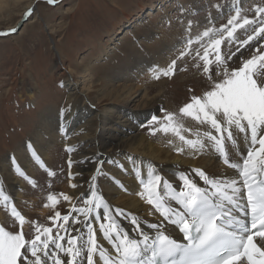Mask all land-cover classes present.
Segmentation results:
<instances>
[{
	"label": "snow or ice",
	"instance_id": "snow-or-ice-1",
	"mask_svg": "<svg viewBox=\"0 0 264 264\" xmlns=\"http://www.w3.org/2000/svg\"><path fill=\"white\" fill-rule=\"evenodd\" d=\"M47 2L53 4L55 0ZM242 11L241 7H234L226 24L207 27L194 38L189 21V36L178 59L191 54L197 60L194 66L206 77L208 88L200 95L193 94L179 109V115L169 112L163 122L157 116L150 121L159 125L150 128V134L171 132L196 153L211 148L233 170L232 175H209L200 168L192 169L191 174L181 171L176 185L163 181L164 194L159 174L150 172L147 181H141L144 191L139 195L178 228L182 239L166 234L160 223L147 224L154 230L149 233L135 217L130 221L134 226V235L130 236L116 222L94 174L87 194H81V207L72 204L74 198L63 192L47 196L45 207L53 209V215L48 217L52 226L26 221L0 188V202L6 208L12 205L10 215L19 224L18 231L0 225V264H97L94 257H99L101 264H264V20L249 19L242 16ZM255 13L264 17V7L257 6ZM31 15L29 9L25 19ZM241 29L243 33L237 36ZM16 31L12 28L0 32V36ZM254 40L261 43L253 54L248 59L237 57L239 66L230 67L232 57L237 53L242 56V49ZM225 42L235 51L222 54ZM194 43L199 47L193 49ZM176 64L172 60L155 78L174 75ZM182 117L208 126L215 134L197 130L193 133L195 138H187L183 133L191 129L184 127ZM177 150L184 151V147ZM67 151L74 149L69 147ZM32 155L40 160L34 150ZM102 163L98 162L97 174L101 173ZM68 164L71 168L73 161L69 159ZM17 172L25 175L19 166ZM48 174L55 175L51 171ZM69 177H73L71 172ZM30 183L36 186L34 180ZM60 197L70 204L67 214L57 210ZM117 213L123 214L121 210ZM94 220L104 221L99 223V230L112 246V253L97 241ZM26 222L34 230L27 239Z\"/></svg>",
	"mask_w": 264,
	"mask_h": 264
},
{
	"label": "bare ground",
	"instance_id": "bare-ground-1",
	"mask_svg": "<svg viewBox=\"0 0 264 264\" xmlns=\"http://www.w3.org/2000/svg\"><path fill=\"white\" fill-rule=\"evenodd\" d=\"M14 1L19 3L23 0ZM39 1L42 0H29L25 7V13L29 9H32L33 13ZM166 1H174V5H180L178 10L187 7V2L183 0H158L157 4H153L152 0H147L150 5L149 9L145 10V5L140 4L138 10H134L131 14L123 13V18L119 22L115 21L114 26L107 30L108 37L111 38V43L105 46L107 49H102L95 60H93L94 57L86 64H81V67L79 66L81 68L79 72L80 78L83 80H81V87L78 86L79 78L74 82L71 81L72 79L68 81L69 85L66 90L69 93L68 99L72 103L68 106L67 111L62 113L66 109L63 111L59 109L60 112L57 108L51 106L44 114H41L42 117L39 120L41 122H38L39 125L37 124L38 128L33 137L30 136L31 143L33 140L38 139V143H40L38 151L41 153V158L38 161L35 158L27 157V164L23 166L26 169L24 174L28 177L20 175L19 179L18 172H14L16 177L14 176L15 179H13L11 172L14 170L11 165L10 167H3L0 188L4 190V193H7L14 204H18L17 210L25 214L26 221H30L29 216L20 208L26 199L23 200V190L25 191L28 185L24 178L31 180L32 176L35 177L37 175V169L49 168L45 166L51 164L54 144H59L56 147V151L57 149L63 150L64 159H67L68 178L64 180L68 181L66 183L63 180L60 187L65 194L67 192L68 195L74 199L76 198V201L73 199L71 203L76 204L77 207L83 206L81 194H87L90 177L96 174L97 186L113 210L116 222L123 230H127L130 236L134 235V226L130 221L132 217H135L141 222V227L149 233L154 230L147 228V224L160 223L163 224L166 234H170L176 239L182 237L176 226L165 221L155 211L153 206L139 195V193L144 191L141 181L146 182L150 172L153 175L159 174L162 177L161 194H164L163 181L167 180L176 185L179 182L181 171L191 174L192 169L200 168L209 175L233 174V170L224 165L211 148H206L203 152L196 153L184 146L183 142L171 132L167 134L157 132L156 136H154L155 139L150 135H142V133H149L146 131V126H150L152 123L143 126V128L139 127L140 123H143L145 118L154 115L157 108H159L157 103H161V98L163 97V91L161 90L158 94L151 97L150 87L146 83L154 80L156 76L153 73L157 72L156 75L159 74L162 66L161 62L170 59L175 49L181 47L186 38H188L186 36H177L180 34L181 29H175L171 33L175 38L174 40L171 39L172 42L168 44L165 55L158 56L161 61L159 58H154L157 55L147 59L148 62H138L136 60L138 57L136 56V51L141 38L142 40H153L155 35L168 38L169 34L165 32L164 27H160V24H152L149 21V17L161 10L163 5L167 3ZM248 1L250 0H237L234 3L224 5V7L217 8L213 18L214 23L226 15L231 10V7L246 5ZM6 3L5 0H0V10L5 9ZM201 9L202 6L194 7L191 15ZM168 10L164 9V14L170 17L168 16ZM25 13L21 20H26ZM19 22L13 28H16ZM186 24L182 30H184ZM198 27L192 32L194 34L193 36L191 35L193 38L201 33V29ZM123 28H133L135 38L138 37V40L134 42L132 38L127 36L129 32L122 36L121 31ZM186 32L189 31L187 30ZM120 35L122 36L121 38H119ZM156 40L158 39L156 38ZM159 47L161 48V46ZM197 47L199 45L194 43L193 48ZM158 61H160V68L158 67L157 69L155 65L158 64ZM163 77V75H160L159 79ZM160 84H163V81ZM184 98L187 100L186 97ZM175 104L179 107L172 104L166 110L168 113L170 112L169 109L171 111L174 110L171 113L179 115V109L183 107L181 105H184V103L178 104L176 102ZM64 107L66 108L65 104ZM182 119L184 127L191 129V131L183 133L187 138H195L193 133L197 130L201 133L213 131V134H215L214 130H211L206 125L197 124L191 118L182 117ZM159 136L161 138L166 137L171 143L169 145L159 144ZM205 142L207 143V141ZM24 143H28V141ZM69 147L74 149L71 152L72 154L67 151ZM180 147H184V151H178L177 149ZM236 151L237 153L240 151L239 147ZM20 155L15 154L13 158L14 160L17 158L24 164L26 159L20 157ZM13 158L7 159L5 163L13 164L11 163ZM69 159L73 161L71 169L68 164ZM99 161L104 162L101 166V173L97 174L96 168ZM16 163L18 164V162ZM70 172L73 174L72 178L69 177ZM193 178L200 182L197 177L193 176ZM200 183L203 186L202 182ZM72 184H77L78 186L72 187ZM64 203L65 205L61 206V213L67 214L70 204L66 201ZM44 210L49 213V207ZM117 210H121L123 214H118ZM1 213L0 219L4 216V213ZM44 213L42 211L41 215ZM72 215L74 216L76 213ZM3 219L0 221H3ZM100 222L104 221H93V226L97 229V241L112 253V246L103 238V234L99 230ZM5 224L6 222L3 223V225ZM25 226H27V229L24 228V230L27 233L30 224L26 222ZM94 259L97 264H101L99 257H94Z\"/></svg>",
	"mask_w": 264,
	"mask_h": 264
},
{
	"label": "rangeland",
	"instance_id": "rangeland-1",
	"mask_svg": "<svg viewBox=\"0 0 264 264\" xmlns=\"http://www.w3.org/2000/svg\"><path fill=\"white\" fill-rule=\"evenodd\" d=\"M5 1L7 2L5 9L0 10V32L15 27L23 17L26 11L25 7L29 2V0H23L19 3L14 0ZM183 1L187 2L185 9L180 8L178 10L180 5H174V1H166L167 3L163 5L161 10L149 17V21L152 24H160V27H164L165 32L169 36L167 38L155 35L153 40H142L141 38L136 51V56H138L136 60L138 62H148L147 59L153 56L157 55L154 57L156 59L159 58L158 56L165 55L168 44L172 42L171 39L174 40L175 38L171 34L173 30L181 29L180 34L177 36L188 37L189 32L186 31L189 21L193 25L190 32L192 36L194 35L192 32L199 24H201L198 27L201 32L213 25L219 28L226 24L230 16L234 14V7H231V10L227 12L228 14L226 13L214 23L215 10L237 0ZM55 2L58 3L51 5L46 1H39L32 15L26 20H21L16 26V33L0 37V179L3 176L4 166L10 167L11 165L14 170L12 171L13 173L11 172L13 179L16 177L14 172L17 173V166H19L20 170L26 172L24 171L26 170L24 166L27 164V159L30 157L35 158L32 155L33 150L41 158V153L38 151L40 147L38 139L33 140L31 148L28 147L30 136L33 137L38 128V122H41L39 121L42 117L41 114H44L51 106L62 111L66 109L62 113L67 111L68 106L72 103L68 99L69 93L66 90L69 85L68 81L72 79L71 81L74 82L79 78L78 86L81 87V82L83 81L79 74L81 64H86L94 57L93 60H95L102 49L111 43L107 30L114 26L115 21L119 22L123 18V13L131 14L134 10H138L140 4L145 5V10L150 7L147 0H114V2L112 0H55ZM157 2L158 0H152L153 4H157ZM197 6H202V9L191 15L192 9ZM257 6L264 7V0H250L246 5L240 6L243 9L242 16H247L249 19L264 20V17L256 16L255 8ZM164 9H169L168 16L170 17L164 14ZM185 24L186 26L182 30ZM126 32H129L127 36L132 38L134 42L138 40V37L135 38L133 28H123L121 31L122 36ZM242 33L243 30L241 29L237 31L236 35L241 36ZM122 36L120 35L119 38ZM260 43L261 41L254 40L245 49H242V56L241 53L233 56L232 60L229 61L230 67L239 66L240 60L237 57L248 59L253 54L255 47L259 46ZM183 45L175 49L170 57L171 60L177 61L175 74L164 76L162 79L154 78V80L146 83L150 87L151 97L158 94L160 90L163 91V97L161 98L162 102L157 103L159 108H157L154 115L145 118L144 121L142 120L143 123H140L139 127L143 128V126L149 124L153 116L161 118V122H163L162 118L168 113L166 109L170 105L174 104L173 106L179 107L175 104L176 102L185 104L189 102L193 94L200 95L207 90L206 77L201 69H197L194 66L197 60H194L191 54L187 55L188 57H183V59H178L180 52L184 49ZM230 51L234 52L235 47L229 48L227 42H225V45L221 47L222 54L227 55ZM159 59L161 61V58ZM170 59L162 61L161 68L160 61L155 66H157V69L159 67L162 70L164 66H169L171 63ZM166 67L163 69H166ZM156 74L157 72L153 73L154 76ZM162 81L163 84H160ZM62 103L66 105V108ZM169 110L170 113L174 111ZM158 126L152 123V125L146 126V131L149 133H140L154 138L157 133L155 135L150 134V128ZM26 141L28 143H24ZM158 143L169 145L171 142L166 137L161 138L159 136ZM58 146L59 144H54L52 147L51 164L45 166L49 168L37 169V175L35 177L32 176L31 180L36 182L35 187L30 183L29 178H24L28 185L25 191L23 190V200L26 199L23 205L20 206L29 216L30 221H37L47 226H52L48 217L53 215L52 208L49 207V213L44 210L47 196L63 192L60 184L64 179L68 178L67 159H64L63 150L57 149L56 151ZM15 154H21L20 157L26 159L24 164L17 158L11 162L13 164L5 163L7 159L13 158ZM69 156L71 157V155ZM49 171L54 172L55 175L50 176L48 174ZM24 177L28 176L25 174ZM67 181L64 180L63 182L67 183ZM4 194L7 195L6 192ZM59 199L60 203L57 205V210L61 211V206L65 205V203L62 197ZM75 199L74 201H76ZM13 205L18 208V204L13 203ZM11 206L9 205L6 208L4 203L0 202V208H2L0 211L4 213V216L2 215L4 219H0H3V221H0V225L6 222L3 226L8 230L18 231V221L10 215ZM42 211L45 212L43 215H41ZM20 212L25 216L22 211ZM24 228L27 229V226ZM24 231L28 238L34 235V230L31 226L27 233L26 230ZM53 235H55V232H53Z\"/></svg>",
	"mask_w": 264,
	"mask_h": 264
},
{
	"label": "water",
	"instance_id": "water-1",
	"mask_svg": "<svg viewBox=\"0 0 264 264\" xmlns=\"http://www.w3.org/2000/svg\"><path fill=\"white\" fill-rule=\"evenodd\" d=\"M42 1H46L47 2V0H42ZM60 1H62V0H60ZM56 3H58V2H54L53 4H51V5H55ZM21 26V25H20ZM4 32H8V31H4ZM17 32V31H16ZM16 32H12V33H10L9 35H11V34H13V33H16ZM9 35H2V36H0V37H6V36H9Z\"/></svg>",
	"mask_w": 264,
	"mask_h": 264
}]
</instances>
